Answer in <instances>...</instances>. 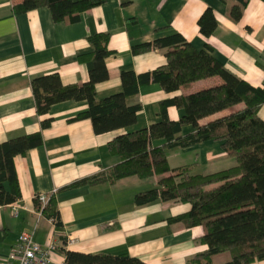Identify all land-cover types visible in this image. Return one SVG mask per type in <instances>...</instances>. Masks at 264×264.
<instances>
[{
    "label": "crops",
    "instance_id": "0c3cea01",
    "mask_svg": "<svg viewBox=\"0 0 264 264\" xmlns=\"http://www.w3.org/2000/svg\"><path fill=\"white\" fill-rule=\"evenodd\" d=\"M21 0H0V142L40 132L42 145L14 159L21 193L20 209L13 217L8 206H0V259L5 258L21 232L33 234L40 245L55 247L54 261L63 260L62 250L83 254H127L145 264H196L192 258L207 250L199 243L201 227L187 229L167 219L186 213L190 206L175 202H155L136 207L134 196L153 188L157 177L139 180L130 177L114 183L63 190L72 183L105 171L117 164L118 156L108 150L117 136L132 133L158 121L159 103L178 95H189L221 84L217 77L203 79L174 93H165L158 84H149L129 99L141 110L135 124L101 135L93 132L89 120L70 121L87 108L85 101H65L52 105L45 117H38L30 81L57 74L63 86L88 81L86 63L79 56L91 53L88 37L108 34L105 59L108 79L95 86L101 100L121 89L120 73L142 74L162 67L165 50L133 55L131 49L164 38L181 35L197 51L205 45L223 67L250 86L264 84V3L249 0L238 22L227 16L231 0H104L103 4L80 14L74 24L54 23L47 8L15 15L13 5ZM211 9L217 23L213 34H199L197 21ZM231 109L199 122L204 125L240 110ZM169 120L178 121L183 111L166 110ZM264 122V104L257 112ZM44 118L52 119L41 129ZM184 127L182 134L192 133ZM161 146L162 141L154 142ZM171 169L189 166L193 174H211L235 165L220 141H206L187 148L166 150ZM37 196L53 197L62 231L33 207ZM63 240L65 241L63 243ZM6 242V243H5ZM71 242V243H70ZM227 254L212 259L223 264ZM251 264H264V261Z\"/></svg>",
    "mask_w": 264,
    "mask_h": 264
},
{
    "label": "trees",
    "instance_id": "16d2710c",
    "mask_svg": "<svg viewBox=\"0 0 264 264\" xmlns=\"http://www.w3.org/2000/svg\"><path fill=\"white\" fill-rule=\"evenodd\" d=\"M227 16L238 22L249 0H231ZM264 3V0H260ZM104 0H21L13 5L15 15L39 8H47L54 23L74 24L80 14L100 6ZM199 34L208 38L217 23L211 9H206L197 21ZM109 35L88 37L91 53L79 56L86 63L88 81L81 85L63 86L57 74L39 76L30 81L35 111L45 117L52 105L65 101H85L87 108L70 121L89 120L94 134L101 135L135 124L141 110L138 103L129 99L139 89L158 84L165 93H174L203 79L219 78L221 84L189 95H178L159 103L158 121L146 128L117 136L108 144L111 154L119 161L109 169L78 180L63 190L114 183L136 177L148 180L157 177L153 188L134 196L136 207L155 202H175L190 206L188 212L167 219L168 224L182 223L187 229L201 227L199 243L207 250L192 258L196 264H213V257L228 254L223 264H251L264 261V122L257 112L264 104V84L252 87L229 73L212 56V48L205 45L195 50L181 35H171L149 43L133 46V55L152 50H165L166 62L150 72L135 74L121 72L119 92L101 100L95 97V86L108 79L105 59L111 55L107 49ZM242 105L240 110L210 121L199 122L211 115ZM182 110L178 121L169 120L166 110ZM52 119L44 118L41 129L50 126ZM192 133L183 135L184 127ZM40 132L0 142V206L21 200L14 159L42 145ZM162 141L161 146L154 142ZM206 141L222 142L223 151L235 165L207 175L193 174L189 166L171 169L166 150L187 148ZM33 207L53 223L55 231H62L54 198L42 206L38 198ZM65 241L63 240V243ZM65 264H145L127 254H83L61 251Z\"/></svg>",
    "mask_w": 264,
    "mask_h": 264
},
{
    "label": "built area",
    "instance_id": "2783aa9c",
    "mask_svg": "<svg viewBox=\"0 0 264 264\" xmlns=\"http://www.w3.org/2000/svg\"><path fill=\"white\" fill-rule=\"evenodd\" d=\"M37 198L40 204L44 206L49 197L37 196ZM8 207L12 216L16 217L17 211L20 209L19 204L14 203ZM54 253L55 247L53 244L40 245L34 241L32 233L21 232L7 256L0 259V264H65L64 259L55 263Z\"/></svg>",
    "mask_w": 264,
    "mask_h": 264
},
{
    "label": "rangeland",
    "instance_id": "374dc122",
    "mask_svg": "<svg viewBox=\"0 0 264 264\" xmlns=\"http://www.w3.org/2000/svg\"><path fill=\"white\" fill-rule=\"evenodd\" d=\"M6 243V242H5ZM3 247V245L2 246H0V249ZM227 256H228V254H227Z\"/></svg>",
    "mask_w": 264,
    "mask_h": 264
}]
</instances>
